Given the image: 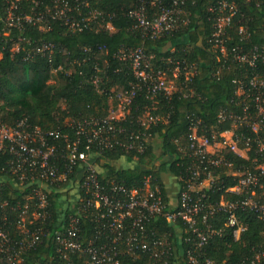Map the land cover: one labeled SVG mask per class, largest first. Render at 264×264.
Here are the masks:
<instances>
[{"label": "trees", "instance_id": "trees-1", "mask_svg": "<svg viewBox=\"0 0 264 264\" xmlns=\"http://www.w3.org/2000/svg\"><path fill=\"white\" fill-rule=\"evenodd\" d=\"M32 1H36L38 6ZM54 1H26L21 4V10L27 14L43 13L47 8H55ZM80 1L83 3L86 0ZM223 3L234 5L236 11L225 28V54L215 48L213 42L215 20L221 14L224 17L231 14L229 10L221 11ZM141 6L146 8L150 20L156 18L161 9L181 10L180 22L172 32L152 40L142 30L135 29L136 20L131 17V12ZM6 8V0H0V13H4ZM93 10L108 16L113 32L91 28L72 32L61 21L50 19L47 31L37 26H25L22 31H13L14 42L7 38L0 43V123L14 127L27 120L33 128L54 132L59 138L50 141L58 147V152L67 154L66 140L73 144L78 138L72 122H84L91 118L105 120L110 107L118 105L116 95L130 92L138 85L128 65H123L116 57L119 51L144 47L148 55L154 56V66L167 72L174 90L162 92L154 100L149 98L145 89L137 92L130 105L128 120L117 125L126 132L118 139L121 142L133 132L147 133L152 137L143 154L127 152L116 146L112 150H95L94 161L101 184L107 189L112 182H116L127 189L140 190L144 188L145 179L152 177L153 186H159L163 199L169 203L164 176L175 177L180 192L188 189L192 177L188 168L193 157L183 151L190 146L193 128L196 126L199 136L212 141L215 134L232 129L231 122L219 123L220 112L242 115V103H245L253 115L256 113L254 96L257 91L253 90L251 98L246 100L239 98L234 82L242 79L248 84L255 74L264 75V63L259 60L254 69L246 64H234L231 60L234 51L240 55H252L256 48L262 50L264 47V0H187L178 5L176 0H89L88 8L80 7L83 16ZM19 38L30 40L32 44H53L56 51L51 60L40 56L25 60L29 51L26 43H20L19 53L12 52ZM60 66L62 71L58 70ZM178 67L179 74L175 76ZM55 70L58 71L55 73ZM95 75L103 79L101 90L90 82ZM149 118L155 122L149 127H142L139 120ZM235 134L239 137L241 148L249 140L252 150L248 159L239 157L230 149L213 155L214 159H222L223 163L209 170L214 182L210 189L200 193L205 195L206 203L245 199L246 195L227 193L238 184L239 179L233 174L254 171V159L261 160L264 156L258 147L259 142L264 143V127L256 134L248 127H241ZM81 143L83 151L85 138L81 139ZM10 159L8 155H0V202L9 203L8 208L0 210V215L7 218L6 227L18 242L22 239L18 228L20 212L11 209L18 204L25 205L31 190L17 188L15 178L7 172ZM120 161L133 167H120ZM207 177L203 175L199 183ZM198 195L193 193L194 197ZM259 195L264 200V190L259 191ZM69 200L67 193L51 195L49 219L43 226L41 243L34 249L24 250L20 264H83L84 258L77 256L64 260L56 239L57 232L66 234L68 231ZM31 209L34 210L35 206L32 205ZM239 217L246 228L239 241L234 240L232 229L224 226L225 217L219 215L213 224L223 236L215 237L203 249L198 248L197 236L188 231L184 222L169 224L165 218L150 219L141 244L136 245L135 256L127 254V245L121 244L118 246L121 255L117 261L119 264H189L188 254H191L201 262L212 260L215 264L249 262L254 258L255 251L264 250V223L251 212L240 213ZM80 221L79 237L85 248L91 242L101 246L107 241L109 233L104 231V226L108 220L84 216ZM127 225L131 226L132 221H127ZM159 240L171 248L168 258L162 262L153 258L155 252L165 248L154 245ZM144 245L148 249L143 251ZM5 263L0 258V264Z\"/></svg>", "mask_w": 264, "mask_h": 264}, {"label": "built area", "instance_id": "built-area-1", "mask_svg": "<svg viewBox=\"0 0 264 264\" xmlns=\"http://www.w3.org/2000/svg\"><path fill=\"white\" fill-rule=\"evenodd\" d=\"M26 1L31 0H6L7 8L4 13H0V43L7 38L14 42L13 31H22L25 26H37L42 31H47L50 19L61 21L72 32L82 31L84 28L110 33L114 31L108 16L102 12L93 10L87 16L80 13V7H89V0L83 3L80 0H55L53 10L47 8L43 13L34 14L22 12L21 4ZM186 1L176 0V5ZM32 3L38 6L36 1ZM225 10H229L231 14L229 17L221 14L222 16L215 20L213 34L214 47L222 54L226 53L225 28L236 13L234 5L223 3L221 11ZM180 15L181 10L161 9L160 14L150 20L144 6L131 12V17L136 20L135 29L142 30L152 40H158L164 34L175 30L181 19ZM241 32L246 36L243 29ZM23 42L29 48L25 60H32L37 56L51 60L56 51L53 44L46 42L32 44L30 40L19 38L12 52L19 53L20 43ZM116 57L123 65H128L138 85L130 92L116 95L118 105L110 107L109 116L105 120L91 118L84 122H72L71 126L77 131L78 138L73 144L66 140L67 154L58 152V147L50 141L52 138H59L54 132L47 133L39 128H33L27 120L20 121L14 127L0 123V155L11 157L7 164V172L15 178L17 188L31 190L26 196L25 205L18 204L11 209L20 212L18 228L22 236L21 240L17 242L12 238L6 227L7 218L0 215V258H3L5 264H20L24 250H31L40 245L43 226L49 219L50 197L54 193L70 195L67 203V211L70 213L68 231L66 234L60 231L56 233V239L61 247L60 254L64 260H69L70 256L84 258L83 264H119L117 258L121 255V251L118 246L121 244L127 245V254L134 257L136 245L141 244L146 234V223L153 218H165L169 224L184 222L188 231L197 236L199 249L206 247L215 237L223 236L222 231L213 224L219 215L225 217L224 226L232 229L235 241H239L246 231L240 220V213H254L264 223V200L259 195V191L264 190V156L261 160L254 159V171L233 174L239 179L238 184L230 188L227 193L237 196L246 195L245 199L236 202H226L222 199L219 203L212 204L204 202L206 197L200 194L210 189L214 182L209 170L223 163L222 159L213 158L215 153L230 149L239 157L248 159L252 145L248 140L241 148L235 131L241 127H248L255 134L263 130L264 75L255 74L248 84L242 79L234 82L238 87L239 98L244 97L246 100L251 98L253 90L257 91V95L254 96L256 109L254 115L245 103H242L244 105L242 115L220 112L219 123L231 122L232 129L220 135L215 134L212 141L205 136H199L196 126L193 128L190 146L183 151L187 154L191 153L193 157V162L188 168L192 177L188 189L180 192L178 207L172 209L163 199L159 186H153L152 177L145 179L144 188L140 190H130L116 182H112L107 189L99 179L98 168L94 161L97 154L95 150H112L119 146L127 152L141 155L152 139L147 133L133 132L129 138L125 137L123 142L118 140L122 135H126V132L117 125L128 120L130 105L136 98L137 92L145 89L149 98L154 100L160 93H170L174 90L173 83L168 81L167 72L154 66V56L148 55L144 47L123 48ZM259 60L264 63V47L262 50L256 48L252 55H240L234 51L231 62L238 65L246 64L256 69ZM95 69L97 72V67ZM58 70L62 71L63 67L60 66ZM179 70V67L175 70V76L179 74ZM57 71L55 70V73ZM90 82L96 89L101 90L100 86L103 82L101 76L91 77ZM153 122L155 120L150 118L139 120L142 127H149ZM82 138L86 140L83 151L80 149ZM94 144H97V147H94ZM258 147L259 152L264 154V143L259 142ZM203 175L208 177L199 183ZM205 184H208L207 188L203 187ZM193 193L199 195L194 197ZM32 205L35 206L34 210L31 209ZM8 207V202H0V210ZM84 216L108 220L104 231L109 233V237L103 245L97 246L95 242H91L85 248L80 242V220ZM129 220L132 221L131 226L127 225ZM154 245L157 248H165L155 252L153 258L158 262L168 258L171 251L169 244L159 240ZM147 249V245L142 246L143 251ZM254 254L251 261L243 264H264V250L255 251ZM188 259L189 264H215L212 260L201 262L191 254H188Z\"/></svg>", "mask_w": 264, "mask_h": 264}, {"label": "crops", "instance_id": "crops-1", "mask_svg": "<svg viewBox=\"0 0 264 264\" xmlns=\"http://www.w3.org/2000/svg\"><path fill=\"white\" fill-rule=\"evenodd\" d=\"M217 150H215L216 152ZM213 152V151H212ZM118 166L120 167H133L129 166L126 162L120 161L118 163ZM165 183H166V192L169 198V206L172 209H176L179 205V192H180V186L178 184V181L175 177L167 175L166 177L164 176ZM204 188L208 187V184H205L203 186ZM181 237V236H180Z\"/></svg>", "mask_w": 264, "mask_h": 264}]
</instances>
